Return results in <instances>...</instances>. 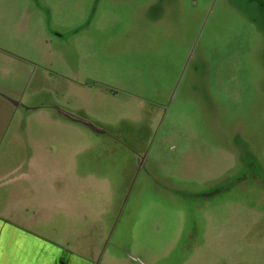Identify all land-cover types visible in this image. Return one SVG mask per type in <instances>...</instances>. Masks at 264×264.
<instances>
[{"label":"rangeland","instance_id":"374dc122","mask_svg":"<svg viewBox=\"0 0 264 264\" xmlns=\"http://www.w3.org/2000/svg\"><path fill=\"white\" fill-rule=\"evenodd\" d=\"M145 2L0 0V150L78 196L45 237L83 264H264V0H179L151 40Z\"/></svg>","mask_w":264,"mask_h":264},{"label":"crops","instance_id":"0c3cea01","mask_svg":"<svg viewBox=\"0 0 264 264\" xmlns=\"http://www.w3.org/2000/svg\"><path fill=\"white\" fill-rule=\"evenodd\" d=\"M184 6V3L181 2L180 4L179 0H146L144 6H139L145 7L144 16L148 20L146 31L151 30L147 34L150 35L147 38L150 40L158 38L157 35L154 36L151 33L152 29L158 32L159 36L163 32L173 30V25H165L172 14L180 16L179 19L181 20H185L180 10ZM185 10L188 11L187 5ZM34 12H48V9L38 4V8H32L31 13ZM168 36L184 38V33L177 31L174 34L168 33ZM1 96L0 94V146L3 145L5 119V107ZM60 113L62 116H67L65 113ZM12 155L14 156L12 147L6 149L5 155L4 150H0V191H4V187L9 188V196L0 195V264H83V258L68 256L66 250L59 249L45 237L47 235L45 233L50 232L55 227H51V222L48 223L53 217L52 212H55L58 207L61 209L62 204H65L62 210L67 208L66 212L70 211L69 214H65V218L61 219L65 221L64 225L71 222L74 224V227L71 228H78L76 226L77 222H73V220H77L79 207L82 206L78 196L73 194L72 190L69 191L68 197L64 199L57 197L55 199L56 203L54 201L50 203L47 197L37 198L33 194L35 189L44 184L46 189L49 190V179L46 175H37V169L29 164L21 170L19 165L14 163L12 159L9 160ZM4 161L8 162L4 164ZM22 176H27L26 180L20 181L19 178ZM28 181H30L29 185L26 186V189H23V183ZM5 184L8 186H4ZM69 188H71L70 185ZM21 193H29L31 197H25V194ZM36 202H39L37 207ZM57 204L61 205L58 206ZM45 224L50 225L46 228L42 227Z\"/></svg>","mask_w":264,"mask_h":264}]
</instances>
